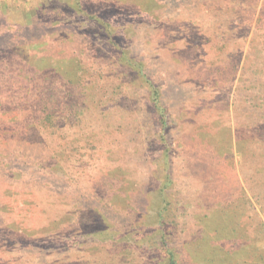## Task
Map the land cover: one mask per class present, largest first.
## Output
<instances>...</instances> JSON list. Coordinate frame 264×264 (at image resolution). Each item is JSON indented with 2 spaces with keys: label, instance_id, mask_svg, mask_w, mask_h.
I'll use <instances>...</instances> for the list:
<instances>
[{
  "label": "rangeland",
  "instance_id": "374dc122",
  "mask_svg": "<svg viewBox=\"0 0 264 264\" xmlns=\"http://www.w3.org/2000/svg\"><path fill=\"white\" fill-rule=\"evenodd\" d=\"M0 264H264V0H0Z\"/></svg>",
  "mask_w": 264,
  "mask_h": 264
},
{
  "label": "trees",
  "instance_id": "16d2710c",
  "mask_svg": "<svg viewBox=\"0 0 264 264\" xmlns=\"http://www.w3.org/2000/svg\"><path fill=\"white\" fill-rule=\"evenodd\" d=\"M136 65V64H135Z\"/></svg>",
  "mask_w": 264,
  "mask_h": 264
}]
</instances>
